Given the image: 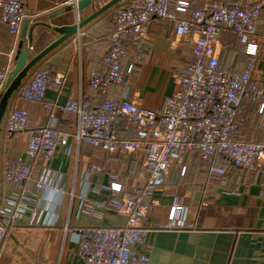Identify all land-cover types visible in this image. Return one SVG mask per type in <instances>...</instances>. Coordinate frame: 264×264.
Wrapping results in <instances>:
<instances>
[{"label":"crops","instance_id":"1","mask_svg":"<svg viewBox=\"0 0 264 264\" xmlns=\"http://www.w3.org/2000/svg\"><path fill=\"white\" fill-rule=\"evenodd\" d=\"M25 7L33 41L23 40V49L36 56L61 35L53 27L73 25L91 16L111 0H97L78 13L73 9L51 16L76 0H18ZM80 0H78L79 2ZM131 0H121L87 23L78 34L69 37L44 56L29 71L23 83L38 69L50 70L63 78L61 87L50 86L46 101L64 106L69 101L87 98L92 105L103 98L110 101L135 102L147 109H161L165 100L177 90L175 74L185 68L191 44L176 36L173 23L151 20L144 37L129 43L123 64H134L125 86L112 85L102 96L88 83L91 74L105 71L103 57L109 49L108 37L114 29V10ZM190 3L197 9L209 0H171ZM238 5L258 0H234ZM180 17L182 15L180 14ZM258 32L264 31V10L256 21ZM22 32V29H21ZM18 40L0 22V69L15 64ZM141 57L136 59L139 52ZM216 51L224 66L248 69L249 58L238 44L237 37L226 33L219 37ZM22 83V84H23ZM264 51L258 57L252 88L243 100L239 113L238 140L264 142ZM23 108L29 113V131L8 134L5 130L7 113ZM49 112L43 104L26 102L15 92L8 103L0 132V205L18 192L3 182V163L7 158L21 157L32 164V175L26 184L20 206L24 212L15 219L13 229L0 245V264H87L79 254L76 231L89 226H123L126 217L106 212L101 219L81 211V196L88 200L106 201L108 194L97 195L92 187L108 183L116 174L127 191L141 180L144 172L142 153L108 154L78 142L74 137L78 127L77 115L57 112L55 126L69 134L67 145L58 148L49 160L42 156L29 160L26 146L29 132L38 131L48 123ZM117 134L133 139L135 130L123 120ZM216 166L225 174L212 173L197 154L187 153L169 169L164 186L155 192V207L149 211L151 223H166L175 195L184 198L186 228L150 232L145 241L151 246L149 264H264V166L255 170L237 169L224 158ZM92 165L102 167L100 173L87 175ZM37 182L52 184L53 190L36 189ZM34 218V225L29 223ZM141 250L140 247H136Z\"/></svg>","mask_w":264,"mask_h":264},{"label":"built area","instance_id":"2","mask_svg":"<svg viewBox=\"0 0 264 264\" xmlns=\"http://www.w3.org/2000/svg\"><path fill=\"white\" fill-rule=\"evenodd\" d=\"M263 10L264 0L246 5H238L234 0H209L192 10L187 1L173 5L171 0H131L116 8L112 14L114 29L108 37L109 49L103 57L105 71L91 74L88 83L102 96L112 85L125 86L134 70L133 63L123 64L128 44L141 40L146 25L153 19L173 23L176 36L191 44V53L185 68L175 74L177 90L161 109L105 98L92 105L85 97L59 107L46 101V91L52 85L61 87L64 80L47 69L36 70L20 86L17 94L22 100L43 104L49 112L46 126L29 132L25 152L29 160L38 156L49 160L59 147L67 145L69 134L55 126L58 111L77 115L74 137L79 143L108 154H143V177L131 191L125 189L116 174H110L108 183L92 187L94 194H108L106 201L81 196V211L93 218L101 219L108 211L126 217L123 226H89L76 231L79 254L87 264H149L151 246L145 238L150 232L186 228V206L180 195L174 196L166 223H151L148 219L149 211L155 207L153 195L164 186L171 166L185 154L199 155L207 170L218 174H225L224 169L216 166L218 158H224L237 169L255 170L264 166V142L236 139L243 100L252 88L258 57L264 51V31L256 29ZM28 17L20 1L0 0V22L17 40ZM226 33L237 37L249 58L247 70L222 64L216 44ZM141 53L139 50L136 59ZM12 63L11 54L9 66L0 69V96ZM261 111L264 112V103ZM123 120L135 130L133 139L118 136L117 128ZM4 130L8 134L29 131L28 111L12 108L7 113ZM103 170L92 165L87 175ZM31 175L32 164L26 159L11 157L3 163V182L18 192L0 205V245L13 229L17 216L24 212L20 202L27 199L25 190ZM36 189L53 190V186L37 182ZM29 225H34V218Z\"/></svg>","mask_w":264,"mask_h":264},{"label":"water","instance_id":"3","mask_svg":"<svg viewBox=\"0 0 264 264\" xmlns=\"http://www.w3.org/2000/svg\"><path fill=\"white\" fill-rule=\"evenodd\" d=\"M94 1L97 0H80L77 5L70 6L69 8L54 13L51 18L54 16L63 14L64 12H69L71 10H75L78 13L79 11L83 10L87 6L91 5ZM121 0H111L106 5H104L102 8L94 12L91 16H89L85 20H78L73 25H66L62 27H53L52 30L57 32L61 35V37L53 42L51 45H49L47 48H45L43 51H41L39 54H37L34 57H31V50H24L23 49V40L28 39L30 43L33 41V29L38 26L39 24H34L32 28H29L30 21L28 19H25L22 25V32H21V38L22 40L18 44V50L15 55V64L13 69L10 71L7 82L5 84V88L3 93L0 96V132H1V124L2 120L5 116L9 100L11 96L18 91L20 86L22 85L23 81L26 79L29 71L32 69L35 64H37L44 56H46L50 51L55 49L57 46H59L61 43H63L65 40H67L69 37L74 36L80 32V30L90 21L95 19L97 16L101 15L103 12L107 11L111 7H113L115 4H117Z\"/></svg>","mask_w":264,"mask_h":264},{"label":"trees","instance_id":"4","mask_svg":"<svg viewBox=\"0 0 264 264\" xmlns=\"http://www.w3.org/2000/svg\"><path fill=\"white\" fill-rule=\"evenodd\" d=\"M236 139H238V138H236ZM199 156V155H198Z\"/></svg>","mask_w":264,"mask_h":264}]
</instances>
